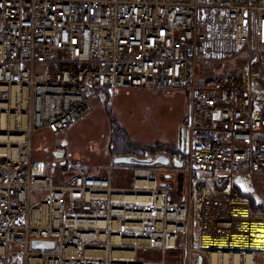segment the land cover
I'll return each mask as SVG.
<instances>
[{
  "label": "built area",
  "instance_id": "2783aa9c",
  "mask_svg": "<svg viewBox=\"0 0 264 264\" xmlns=\"http://www.w3.org/2000/svg\"><path fill=\"white\" fill-rule=\"evenodd\" d=\"M230 58L216 83L198 82L200 62ZM255 78L264 82V0H0V264H163L137 254L174 250L180 233L182 264L264 254V236L252 246L264 215L238 193L264 175ZM100 88L184 93L186 186L154 164L135 166L127 185L113 184L111 168L59 181L33 158V134L59 136ZM197 172L213 178L212 191L194 192Z\"/></svg>",
  "mask_w": 264,
  "mask_h": 264
},
{
  "label": "rangeland",
  "instance_id": "374dc122",
  "mask_svg": "<svg viewBox=\"0 0 264 264\" xmlns=\"http://www.w3.org/2000/svg\"><path fill=\"white\" fill-rule=\"evenodd\" d=\"M240 55H237L238 58H241V55L243 53H239ZM235 66V59L230 58V59H225L220 62H200L199 63V68L197 69V75H198V82L200 83H206V82H215L218 79L222 78L224 76V70L227 68H234ZM216 83V82H215ZM114 89H108L104 90V93L100 94L98 97L99 100V105L102 109L100 110V123L96 125V123H92V110L86 114L84 117L73 123L69 128H67L64 131V134L59 135L55 138L60 139L58 142L61 140H66L64 143V154H65V159L64 163L61 162V169L63 172L62 176L65 175L66 173L69 172H75L76 170H79L80 168L87 169L92 167L94 164H96L97 168H100L101 170L107 166V165H114L112 163V158L114 156H118L121 154H116V143L117 139L121 137V135H117L114 133L115 131V126L111 120H115L116 123L118 124V127L122 129L124 132L123 134L126 135L127 138L138 142L142 143L140 141H136V136L139 135L136 126L140 125L138 123L139 121L134 122V120H129L126 114H129L130 112L132 113V116H137L138 115V104L135 103V100L132 96L133 94H128V96H123L121 95L122 93H115V91H112ZM167 90V89H166ZM167 93L169 92L166 91ZM118 94V95H117ZM182 95V94H181ZM181 96L179 95L176 97L177 101L181 100ZM180 102L178 103V107ZM126 112V113H125ZM111 113V114H110ZM88 119L90 120V123L85 122L84 120ZM92 127H89L91 126ZM89 127V128H88ZM71 129V130H70ZM88 131L86 132V130ZM186 127H181V135H182V142L180 143V149L185 150L180 151L183 154H181L180 158H183L185 154L187 153V131ZM73 131V133L78 137V139L69 140L68 139V132ZM91 131V132H90ZM122 134V139H125V135ZM45 133L40 134V137L38 138L39 141L37 142L36 140L32 139V149L34 150L35 148H38L39 144L43 142ZM118 136V137H117ZM48 137L46 136L45 139ZM37 142V143H36ZM57 142V141H56ZM35 143V145H34ZM144 144V142H143ZM115 145V146H114ZM150 147H154L155 145L152 146V144H147ZM35 146V147H34ZM158 144L153 148H137L136 153L133 154L134 156L141 155V157H149L150 155L154 156L155 152L154 149L158 148ZM58 147L55 143V148ZM123 147V146H121ZM165 148H162L163 150L160 151L159 154H169L170 146L166 145L164 146ZM170 147V148H169ZM54 148V149H55ZM80 148L83 151V154L80 153ZM136 149V147H133ZM115 149V151H114ZM133 149V150H134ZM119 150V149H118ZM148 150H152V154H148ZM88 151V152H86ZM132 151V150H131ZM179 151V150H178ZM151 153V151H150ZM80 154H82L80 156ZM187 155V154H186ZM179 156V155H178ZM186 157V156H185ZM48 162H53L52 160H49ZM66 165V166H65ZM111 165V166H112ZM48 166V165H47ZM65 166V167H64ZM161 173L165 171V166H160L158 164L154 165ZM49 167V166H48ZM119 174L125 178H129L131 174V168L132 166L129 165H116ZM60 169V168H59ZM177 173L182 174V178L180 176L179 182L180 185H183V179H187V173L181 169V168H176L174 170L173 176L175 177ZM119 175V176H120ZM59 177V175H58ZM185 177V178H184ZM211 177L208 176V174L203 173V172H197L193 177H192V182L193 185L197 182L198 184H203L201 187L203 190H209L212 191V186H211ZM194 185V188L197 189ZM243 190H246L245 192L250 193L251 197L255 199V203L258 206H262V210L259 213L256 214H261L264 215V175L262 176H255L253 178V185L250 184L245 187H242ZM184 190V189H183ZM200 189H197V192ZM202 191V190H201ZM40 193V191H37ZM248 203V202H247ZM190 235L195 237V240H192L189 242V244L192 246L193 244H197V237L199 234L198 230V224L195 219V216L192 214V224L190 228ZM181 239L177 243V248L174 250H169L166 252H162L159 250L155 251H146L144 253L137 254V258L141 259H160L164 260L163 264H182V259H183V253L185 249V233H180ZM19 250L17 249H11L10 250V258L11 260H15V255L18 253ZM259 258L257 259L256 264H264V254H258ZM195 254L191 255V263L195 264Z\"/></svg>",
  "mask_w": 264,
  "mask_h": 264
},
{
  "label": "crops",
  "instance_id": "0c3cea01",
  "mask_svg": "<svg viewBox=\"0 0 264 264\" xmlns=\"http://www.w3.org/2000/svg\"><path fill=\"white\" fill-rule=\"evenodd\" d=\"M257 86H258V88L261 87L260 82H258V80H257ZM107 89H114L112 91H115V93H122L121 95H123V96H128V94L130 92H131L130 94L134 95L132 97L134 99H136L135 103H137L139 106L138 107V115L132 116L131 112L129 114H126L127 117L129 118V120H134V122L139 121L138 123H140L139 126L138 125L136 126L139 135H137L136 139H134V140L140 141L142 143L144 142L145 144H152V146L153 145L156 146L158 144L159 147H161V148H163V146L168 145V146L172 147V149L179 150L177 154H172V152L168 151L169 154L165 155L169 158L168 164H159V165L165 166L164 173L171 177V182L173 184L177 183L179 181L178 176H180L181 174L177 173V175L174 177L173 173H174V170L176 168L182 169V167L174 165L173 158H176L179 161H182V159L187 154L186 153L183 158H180L181 154H183L180 151H183V152L185 151V150L180 149V143L182 142L181 127L182 126L186 127L184 125V113H185L184 112V108H185V95H184V93L182 91H179V90H169V92L167 93L166 91H168V90H166V89H148V88H107ZM261 90H263V89H261ZM179 95L181 96V98H180L181 100L177 101L176 97H178ZM179 102H180V104H179L180 106L178 107ZM91 110L93 112L92 113V119H95V120H92V123H94V124L96 123V125H97V123L98 124L100 123V120H99V117H100L99 114L100 113L99 112H100V110L102 111V109L99 105L98 98L92 99ZM84 121L90 123V120H88V119H85ZM89 127H92V125ZM87 131H88V129L86 130V132ZM44 133H45V136H44L43 142H41V144H39L38 148H35L34 150L32 149V156L35 159L43 161L45 163L47 173L53 172L57 176V179L60 181L64 177L68 176L69 174H71L73 172L66 173L63 176H62V173L60 174V172H63V170L61 169L62 166H61L60 162L62 161V163H64L65 155L61 161H60V159H58L55 166L53 165V167L52 166L48 167L49 166L48 161L52 160V153H53L52 150L55 148V143H57L60 139L57 140V138H55L57 136L50 133L46 128L35 132L33 134L32 139H34V141L36 140L38 142L39 141L38 138L40 137V134H44ZM62 134H64V131L60 135H62ZM46 136L48 137L47 139H45ZM68 139L73 141L74 139H78V137L73 133V131H69L68 132ZM34 145H35V143H34ZM161 150L162 149L155 148L154 149V152H155L154 156L150 155L153 152L152 150H148L147 152L150 155L149 157L155 158L157 155H164V154H159ZM83 151L84 150H82L80 148V153L83 154ZM150 151H151V153H150ZM86 152H88V151H86ZM186 152H187V150H186ZM82 154H80V156ZM133 154H135V153H131V155L123 153L120 156H134ZM60 157H58V158H60ZM145 158H147V157H145ZM112 163L114 165H112V164H111L112 166L107 165L102 170L100 168H97L96 164H94L92 167L88 168V170L87 169H85V170L89 171L91 173L102 174L106 171V169L111 168L113 171V179H112L113 184L119 185V186L127 185V183L131 179V174H130L129 178H125L119 174V171H118L117 167H115V166L116 165L132 166V168H131V173H132V170L135 167V166H133L134 164H132V163H130V164L114 163V162H112ZM148 164H150V163H148ZM52 168H53V170H52ZM76 171H78V170H76ZM58 175H59V177H58ZM187 179H188V174H187ZM187 179H186V181H185V179H183V182H185V184H184L185 186L187 183ZM211 179L213 181V178H211ZM213 183H214V181H213ZM198 186H200V185H198ZM214 187H215V185H214ZM197 189L194 188V192L200 193L201 190L205 191V192L209 191V190H203L201 187H199L200 190L197 192ZM218 190H220V189H218Z\"/></svg>",
  "mask_w": 264,
  "mask_h": 264
},
{
  "label": "trees",
  "instance_id": "16d2710c",
  "mask_svg": "<svg viewBox=\"0 0 264 264\" xmlns=\"http://www.w3.org/2000/svg\"><path fill=\"white\" fill-rule=\"evenodd\" d=\"M104 90H108L107 88H100L99 89V92H100V94H102V93H104ZM111 114V113H110ZM112 122H113V124H114V126H115V131H114V133H116L117 135L119 134V135H121V137H119L118 139H117V143H116V146H115V149L117 150L116 151V154L118 153V154H123V153H126V154H129V155H131V153H136L135 151H137V148H151V149H153L154 147H150V146H148L147 144H143V143H138V142H135V141H133V140H131V139H129V138H127L126 137V135L125 134H123L124 132L122 131V129H120V127H118V124L116 123V121L113 119V120H111ZM122 134L123 135H125V139H122ZM118 137V136H117ZM121 146H123V147H121ZM133 147H136V149H134ZM163 148H165L164 146H163ZM170 148V147H169ZM115 149H114V151H115ZM119 149V150H118ZM134 149V150H133ZM157 149H162L161 147H159L158 146V148ZM132 150V151H131ZM163 150V149H162ZM170 152H172V154H177L178 153V150L177 149H172V148H170V149H168ZM134 157H136V158H138L139 159V161H142V159H144L143 157H141V155H138V156H134ZM143 164H146V163H143V162H138V163H135L133 166H137V165H143ZM80 170H85V169H83V168H80L78 171H80ZM215 188H217V189H220V190H222V189H224V185H222V186H215ZM238 193H239V196H240V198H242V199H244V200H246L247 202H248V205H249V208H250V210H251V212L252 213H259V212H261V210H262V206H258V205H256V203H255V199L253 198V197H251L252 195L250 194V193H247V192H245V191H243V189L241 188V187H239L238 188ZM251 195V196H250Z\"/></svg>",
  "mask_w": 264,
  "mask_h": 264
},
{
  "label": "bare ground",
  "instance_id": "6f19581e",
  "mask_svg": "<svg viewBox=\"0 0 264 264\" xmlns=\"http://www.w3.org/2000/svg\"><path fill=\"white\" fill-rule=\"evenodd\" d=\"M255 84L257 86V79L255 78ZM261 87L264 88V82H260ZM15 139V138H13ZM115 157V156H114ZM113 162V161H112ZM258 228V235L254 241L252 246L256 245L258 242L263 241L262 236H264V227H261L260 223L255 224ZM206 242L209 241V238L205 237ZM213 243L221 248H224L225 245L220 240H215ZM126 255V254H125ZM124 255V256H125ZM130 255H128V258ZM259 258L258 254H250L246 253L244 255L235 254L232 257H229L227 254L223 255L222 257H218L215 253H212V264H256L257 259Z\"/></svg>",
  "mask_w": 264,
  "mask_h": 264
},
{
  "label": "water",
  "instance_id": "95a60500",
  "mask_svg": "<svg viewBox=\"0 0 264 264\" xmlns=\"http://www.w3.org/2000/svg\"><path fill=\"white\" fill-rule=\"evenodd\" d=\"M56 156L60 157L62 153H55ZM112 161L114 163H127V164H135L138 162H143V163H150V164H168L169 158L165 155H157L155 158L147 157L142 159V161H139L138 158L134 156H115L112 158ZM174 165L176 166H181V161H179L176 158H173ZM164 177H168L167 174L164 175ZM161 186H166L168 184L161 182ZM31 246L33 248H51L53 246L52 241H45V240H33L31 242ZM201 262V257L198 256V263Z\"/></svg>",
  "mask_w": 264,
  "mask_h": 264
},
{
  "label": "flooded vegetation",
  "instance_id": "af4514ba",
  "mask_svg": "<svg viewBox=\"0 0 264 264\" xmlns=\"http://www.w3.org/2000/svg\"><path fill=\"white\" fill-rule=\"evenodd\" d=\"M66 142V140H61L60 142H57L56 143V145L58 146V147H56L55 149H53L52 150V161L53 162H48V164H49V167H51V166H55V164H56V162L58 161V159H60V161L62 160V158L64 157V143ZM55 153H62V155H61V157L60 158H58V156H56L55 155ZM62 162V161H61ZM60 162V163H61ZM159 165V164H158ZM160 166H162V165H160ZM163 167V166H162ZM159 171V170H158ZM160 172V171H159ZM161 173V172H160ZM161 174H164L163 172L161 173Z\"/></svg>",
  "mask_w": 264,
  "mask_h": 264
}]
</instances>
